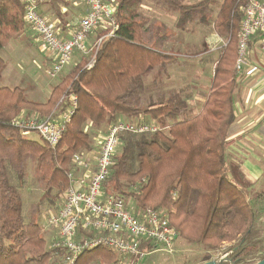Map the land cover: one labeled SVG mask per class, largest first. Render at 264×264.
<instances>
[{
    "label": "trees",
    "instance_id": "trees-1",
    "mask_svg": "<svg viewBox=\"0 0 264 264\" xmlns=\"http://www.w3.org/2000/svg\"><path fill=\"white\" fill-rule=\"evenodd\" d=\"M115 1V33L100 36V46L93 48L94 65L89 68V61H84L75 67L46 102L29 99L21 87L1 85L6 64L0 55V264H54L39 223L23 215V196L12 175L23 182L32 169L45 195L56 192L59 196L69 186L73 156L95 148L87 124L101 128L123 118L152 119L164 129L156 134L121 135L123 145L106 183L110 189L133 198L141 209H165L177 238L186 244L206 252L229 244L228 260L257 263L264 259V191L231 179L227 159L229 131L235 122L244 0H223L215 16L213 8L219 0ZM147 3L177 15L181 30L212 20L214 32L225 40L209 93L197 113L188 105L193 94L184 96L185 86L161 90L179 56L163 50L171 39L169 27L141 12ZM26 28L20 2L0 0V51ZM150 87L157 91L155 96ZM72 95L77 108L55 148L25 138L12 126L22 114L50 116L62 97ZM89 252L107 264L118 260L105 248ZM85 255L76 264H87Z\"/></svg>",
    "mask_w": 264,
    "mask_h": 264
},
{
    "label": "built area",
    "instance_id": "built-area-1",
    "mask_svg": "<svg viewBox=\"0 0 264 264\" xmlns=\"http://www.w3.org/2000/svg\"><path fill=\"white\" fill-rule=\"evenodd\" d=\"M17 1L23 6L26 26L42 39L45 47L55 56L56 62L49 71L51 77L61 73L75 53H87L89 36L105 21L108 22L110 35L115 33V0H82L87 7L86 16L70 39L59 35L55 25L39 11L38 0ZM241 12L243 21L238 35L237 73L248 66L247 55L252 37L256 34L264 36V0H244ZM101 41L96 42V49ZM94 63L93 57L89 68ZM256 71L253 68L246 70L245 74L251 76ZM69 98L71 105L58 118H54L55 113L62 109L45 118L22 114L12 121V126L19 129L25 138L37 133L46 144L55 148L77 108L76 96ZM65 101L66 97H62L60 106ZM163 129L152 119H119L109 126L103 139L98 143L95 139L93 151L73 156V168L67 175L69 186L61 197L63 200L43 218L40 225L41 231L52 233L48 250L57 256L54 264H76L81 255L97 248H105L117 256L118 260L112 264H140L150 249L172 247L177 236L165 209H141L133 198L105 190L114 157L123 145L121 135L156 134Z\"/></svg>",
    "mask_w": 264,
    "mask_h": 264
},
{
    "label": "rangeland",
    "instance_id": "rangeland-1",
    "mask_svg": "<svg viewBox=\"0 0 264 264\" xmlns=\"http://www.w3.org/2000/svg\"><path fill=\"white\" fill-rule=\"evenodd\" d=\"M59 1L65 3L64 0ZM184 1L188 3H195L200 0ZM222 1L223 0H219L217 5L213 8L214 16L218 13ZM142 12L143 14L145 13L144 11ZM159 17L162 18V14L159 15ZM171 18H174V16H171ZM158 20L165 23L169 27L171 39L163 50L180 56L179 61L181 64L172 67V69H175V75L180 74L182 79L181 81L179 80L177 82H172L174 85H171V83H169L167 80L164 81L161 90L165 92L167 90L173 89V87H176L175 85L179 84L185 86L184 88H186L184 96H191L193 94L195 97L197 92H202V98L204 99L209 93V91H206L205 89V84L207 79L206 76L208 74L206 71L208 70L209 64L212 62L210 51L212 50L211 48L217 46V44L212 45V40L214 37H216L212 26V20L206 24H186L187 26L185 30L178 29L177 25L174 26L171 21L167 22L162 19ZM22 34L23 33L18 35L15 40L7 44L0 51V55L6 64L1 85L5 86L7 84H11V86L21 87L25 90V94L29 99L38 102H44L49 97V93L47 92L38 94L39 88L46 87L48 91H52L54 86H56V84L66 77V73H72L75 69L71 68L70 70V68H67L65 72L59 73L54 78L51 77L49 75V70L52 64H50V62L44 58L40 45L35 42L27 43L22 39L19 40L18 38ZM93 53L94 50L92 49L84 61H89L90 63L93 58ZM216 55H218V53ZM30 71L36 72L35 79H32L31 82L26 78L29 76ZM183 75H188L189 77L195 76L198 78V80H201V84H198L199 81H197V78L193 77L190 82V79H187V76ZM19 77L22 79L19 80ZM167 77L168 76H165L164 78ZM36 79L38 80L37 83H35ZM150 80L151 79L145 80V84ZM150 92H153V96L157 94V91L154 89V87H150ZM39 95L41 97H39ZM69 99L70 98L67 96L65 101L66 104L64 103L65 105L63 104L57 108V110L62 109L61 112L55 110L57 112L55 113L54 118H58V115L64 112L71 105ZM187 101H190L188 105L193 109L194 113L199 112L202 108V105L204 104L202 99L198 101L196 99L193 100L190 98ZM98 129L99 128L91 126L86 127V130L92 137L94 145V137L98 134V131H100ZM106 129L107 128H104L102 130L105 132ZM27 139H31L39 143L44 142L37 133H33L32 135L28 136ZM120 150L121 148L118 150V153H120ZM72 168L73 165L71 166V170ZM8 171L10 176V169ZM12 180L13 183L21 189L23 196V215L26 220H29L30 217H34L39 225H41L43 218H45L50 212L54 211L63 200L61 197L65 192L59 196H57L56 192H52L50 195L46 196L43 188L39 186L38 182L33 176L32 169L28 170L27 176L23 182H20L15 175H12ZM105 190L107 193H114L110 189L109 184H106ZM33 209H35L34 212ZM43 235L47 240V244L50 243L52 233L45 231L43 232ZM229 248V244H224L216 251L206 252L197 246L186 244L182 238H177L174 240L171 248L158 246L147 251L145 258L140 264H203L205 262L219 261L225 258L226 252ZM84 258L88 261L87 264H91L93 262H95L94 264H103L101 261H98L101 259L100 255L93 257L92 252L86 253L83 259ZM53 261H57V256H53Z\"/></svg>",
    "mask_w": 264,
    "mask_h": 264
},
{
    "label": "crops",
    "instance_id": "crops-1",
    "mask_svg": "<svg viewBox=\"0 0 264 264\" xmlns=\"http://www.w3.org/2000/svg\"><path fill=\"white\" fill-rule=\"evenodd\" d=\"M64 1L65 3L59 0H38L37 4L39 7V11L51 23L55 25L59 35H61L64 39H70L76 32L81 20L86 16L87 7L82 0ZM142 11L145 12L144 14L146 16L151 17L153 20L162 19L167 22L171 21L174 26L178 23L177 15H169L166 9H162L161 7L156 6L152 3L144 4L141 7V12ZM161 14L162 18L159 17V15ZM171 16H174V18H171ZM109 30L110 28L108 27L107 21H105L101 27L96 28L89 36L87 53H75L70 64L62 72H65L67 68H70V70L71 68L75 69V67L82 64L88 53L91 52V50L95 46L97 40L100 39V36L106 34ZM215 36L216 37H214L212 40V45L217 44V46L211 48L212 50L210 51L212 62L211 64H209L208 70L206 71L208 72L205 84L206 91L210 90L214 66L219 58L221 47L225 45V40L223 38L219 37L217 33H215ZM18 39H22L27 43L35 42L39 44L44 58L48 60L50 64H52V68L53 64L56 62L55 56L49 49L45 47L42 39L38 35H36L31 28L27 27ZM13 40H11L10 42H12ZM167 43L165 44V46L167 45ZM217 53L218 55H216ZM247 62V68L241 71V73H238L237 93L234 97L235 122L231 126L229 131L230 146L227 151V159L230 166L229 176L234 181L239 182L241 180L246 181L250 185H254L256 191H264V36H262L261 34H256L252 37L247 55ZM178 64H181L180 61H178ZM172 67L168 73L170 77H167L166 80L169 83L174 81L177 82L179 80L181 81L182 79L180 74L175 75V69H172ZM253 68H255L257 71L253 75L247 76L245 74V71ZM67 74L68 73H66L65 75ZM35 75L36 72L30 71L29 76H27L26 78L31 82L32 79H35ZM183 76H187V79H190V82L193 77L197 78L195 76ZM21 79L22 78L19 77V80ZM37 79L35 83L38 82ZM197 81H199L198 84H201V80H198L197 78ZM58 84H56V86ZM56 86H54V88ZM4 87L15 88V86H11V84H7ZM46 89V87H40L38 90V94L48 92L50 97L53 89L52 91H48V89ZM201 93L202 92H197L196 96H193L192 99H196L198 101L202 99V102L204 103L205 98H202L203 96ZM39 97L41 96L39 95ZM188 103H190V101ZM123 119L128 120L126 118ZM142 119L150 120L147 118ZM90 126L91 124H87V127ZM104 128H107L105 132L104 130H102ZM108 128L109 126L106 125L98 129L100 131H98V134L94 137V139H97V143L100 139H103V137H105Z\"/></svg>",
    "mask_w": 264,
    "mask_h": 264
},
{
    "label": "water",
    "instance_id": "water-1",
    "mask_svg": "<svg viewBox=\"0 0 264 264\" xmlns=\"http://www.w3.org/2000/svg\"><path fill=\"white\" fill-rule=\"evenodd\" d=\"M203 264H235L233 263L232 261L228 260L226 257L219 260V261H210V262H205ZM255 264H264V259L258 261L257 263Z\"/></svg>",
    "mask_w": 264,
    "mask_h": 264
}]
</instances>
